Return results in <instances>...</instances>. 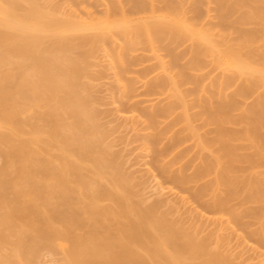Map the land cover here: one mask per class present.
I'll list each match as a JSON object with an SVG mask.
<instances>
[{
    "label": "bare ground",
    "instance_id": "1",
    "mask_svg": "<svg viewBox=\"0 0 264 264\" xmlns=\"http://www.w3.org/2000/svg\"><path fill=\"white\" fill-rule=\"evenodd\" d=\"M183 1L159 0L161 7L156 11L153 0H129V11L111 4L97 21L92 20L94 23L91 20L77 23L50 17L35 5L22 9L19 0H0V126L11 129L9 134L0 133V142L8 147L6 158L19 165L16 174L25 183L17 189L11 182L0 181L1 229L13 228L14 233L21 232L24 236L34 234L51 241H68L71 246L68 254L75 264H193L198 259L197 264H228L207 250L205 239L198 240L193 234L179 230L166 217L154 218L152 207L139 210L133 206V209L124 199L125 192L124 195L114 192L124 175L111 165L110 156L96 137L93 115L79 86L81 61L72 54L73 49L93 44V39L96 44L98 40L92 36L88 40L90 36L87 38L83 32L85 36L80 35L75 42L70 32L105 33L120 29L124 44L127 42L126 49L143 40L150 49L156 43H164L170 65L178 67L177 81L174 76L146 81L150 93L168 86L177 92L173 102L146 113L151 127L157 129L158 118L169 117L177 107L181 110L178 117L147 138L156 157L169 155L185 140L181 130L173 131L175 121L182 122L184 131L196 138L195 146L200 152L209 151L198 154L200 162L193 166L191 174L182 172L191 166L188 163L169 178L181 186L195 183L192 198L210 212L228 211L230 201L238 196L244 203L255 204L256 207L245 209L240 215L232 213V218L238 222L241 216H253L260 222L258 234H264V171L258 172L264 167V0H189L195 15L191 19L186 16ZM204 1L216 6L218 32L214 30L216 27L210 29L199 23L202 17L198 23L194 21ZM230 33L236 36L233 42L231 38V42L228 40ZM183 42L189 43L188 61L179 65L182 58L174 50ZM207 64L219 72L210 80L214 94L211 91L205 101L199 96L201 111L190 116L184 97L176 90L179 85L190 84L192 94L197 93L203 78L198 73ZM161 66L164 67V62ZM145 69L146 77L152 69ZM234 83L236 88L227 95L225 90ZM253 93L256 97L252 103L243 106L241 101ZM28 102L47 107L46 141L40 138L43 131L34 125L29 138H16L23 132L18 117ZM237 109L239 115L233 114ZM197 117L203 120V126L213 127L205 135L197 134L191 125ZM163 140L166 143L157 147ZM40 142L46 146L55 143L60 153L43 158L36 148ZM176 152L170 162L186 151ZM86 160L95 178L85 175L86 168L81 162ZM160 173L169 171L160 168ZM106 175L114 191L101 184L100 179ZM210 175L212 178L205 180ZM71 183L80 189L86 201L78 203V209L69 214L66 207L75 194ZM120 187L123 189V183ZM8 190L13 193L11 199L6 195ZM207 194H213L210 202L203 200ZM25 197L29 200L25 201ZM102 198L111 200L114 206L101 207L98 203ZM44 209L50 215H42ZM82 214L87 215L86 220ZM16 220L20 226L15 224ZM56 220L61 229L54 226ZM111 226L116 233L110 231ZM75 229L82 233H75Z\"/></svg>",
    "mask_w": 264,
    "mask_h": 264
},
{
    "label": "rangeland",
    "instance_id": "2",
    "mask_svg": "<svg viewBox=\"0 0 264 264\" xmlns=\"http://www.w3.org/2000/svg\"><path fill=\"white\" fill-rule=\"evenodd\" d=\"M153 1L155 10L159 11L161 3L159 0ZM19 3L22 9L35 5L50 17L61 18L62 20L70 19L77 23L80 21L87 23L90 20L99 19L107 5L118 4L117 6L120 5L125 11H129L130 5L129 0H19ZM182 3L188 19L194 18L193 16L195 15L192 13L190 1L184 0ZM203 3L207 7L205 5L204 7L206 8L201 6L200 10L201 13L203 9L206 12L199 13V17H196L194 21L198 23L202 17L203 20L199 23L203 22L201 24H204L206 28L211 27L210 29L216 27L214 30L218 32L219 21H217L215 4L213 5L211 2L209 5L205 1ZM240 13L235 14L233 18L238 17ZM203 14L206 15L204 16ZM134 17H138V15H134ZM93 21L91 23H94ZM116 30L113 31L112 29L109 32L104 30L105 33L97 32V30L96 33L91 32L94 30H89V33L87 30L77 31V33L70 32L72 33L70 37L75 42H77L79 37L81 38L80 35L84 37L85 33L87 38L90 36L88 40H92V37H96L98 40H96L95 44L93 39V44L95 45L91 42V44L78 47V50L73 49L72 51L74 52L72 54L77 57L78 61L79 59L81 61L80 66L83 71L82 76L79 78V86L81 94L85 97L87 106L93 115L96 137L100 141L103 150L107 152V156H110L108 158L112 161L111 165L118 167L119 173L124 175L122 176L124 180L120 181L124 185L123 189L120 187L121 183L119 182V186L114 187L116 190L114 191L111 187L112 182H109V178H106L107 175L105 178L103 177L104 179H100L101 184L111 188L118 195H124L125 192L124 199L127 204H131L130 206L133 209L135 207V209L147 210L152 207L155 212L153 213L154 218L159 216L166 217L179 230L193 234L198 240L205 239L207 241V250L218 254L228 264H264V234H258L260 228L259 220L253 216H241L239 221L236 222L232 218V213L240 215L245 209L256 207L255 204L244 203L242 202V197L238 196L230 201L228 211L221 213L210 212L203 209L192 198L191 193L196 185L195 183L191 182L181 186L169 178L172 173L178 174L180 168L188 163L191 166L182 170V172L186 175L191 174L193 166L200 162L198 154H209V151L200 152L195 146L196 138H191L188 132L184 131L182 122L179 123L178 121L176 123L175 121L173 131L181 130L186 137L185 140L169 155L156 157L154 149L148 143L147 138L178 117L181 114V110L177 107L169 117L158 118L157 129L151 127L146 113L173 102L174 95L177 92H174L168 86L169 89L166 87L161 91L150 93L147 91L148 85L146 81L149 82L154 77L160 76H174L177 81L179 78L175 76H177L178 67L173 68L170 65L169 55L163 49L164 43H156L150 49V45L143 40L142 42H136L137 44L132 43L126 49L127 42L124 44L125 39L123 38L125 37L123 32L120 29ZM83 32L85 33L82 34ZM230 34L231 36L228 34L230 36L228 40L231 38L233 42L236 36L234 33ZM132 45L133 47H131ZM188 47V42H183L182 45L176 46L174 52L180 54L181 56L179 57L182 58L178 62L179 65H183L188 61ZM162 62H164V67L161 66ZM149 67L152 70L150 69V73L145 77L146 74L144 75L143 69ZM218 73V70L207 64L202 72L198 73L200 76L202 75L203 83L201 82V86L195 94H192L193 86L190 84L178 86L176 91L184 97V101L188 105V115H197L201 111L199 96L201 100L205 101L211 91L214 94L213 90L215 89L210 86V80L215 78ZM202 88L206 93H201L203 91ZM235 88L236 83L225 90L226 94L230 95ZM255 97L256 93L243 99L244 101H241L243 106L251 104ZM28 103L26 110L18 117L23 132L17 135L16 138H29L34 125L43 131L40 138L42 141H46L48 138L45 133L47 129L45 122L47 107L43 103ZM238 110L240 109H237L233 114L239 115L240 111ZM191 125L197 130V134L201 135H205L207 131L213 128L212 126H203V120L199 117L194 118ZM238 127L240 128V126L236 128ZM0 133L9 134L11 129L0 126ZM210 135L212 136V134ZM210 135L208 136L207 134V137H210ZM164 143H166V140L160 142L157 147H162ZM36 148L43 158H50L60 153L55 143H50L46 146L40 142L36 145ZM6 150H8V147L5 143L0 142V181L11 182L17 189L21 188L25 186V183L23 179L17 177L16 173L19 165L6 158ZM180 150H185L186 152L179 159L170 162L174 159L176 151ZM81 165L86 168L85 175L87 177L95 178L92 175L89 161H83ZM160 168H166L169 173L161 174ZM262 171H264V167L258 169V172ZM210 178H212L211 175L206 177L205 180ZM37 179L38 177H36V181ZM71 186L74 188L75 194H73L72 201L66 207L69 214L78 209V203L86 201L80 189L74 183H71ZM6 195L10 199L13 198L11 190H8ZM212 198L213 194H207L203 200L210 202ZM24 200L28 201L29 198L25 197ZM98 204L103 208L114 206L113 202L107 198L100 199ZM42 212L44 216L50 215L47 209ZM81 217L84 220L87 219V215L82 214ZM119 220L123 219L119 218ZM15 224L20 226L21 223L16 220ZM54 226L57 229L62 228V225L57 220L54 222ZM3 228H0V264H9V261H12V264H75L70 260L71 258L68 254L71 249L68 241L56 239L51 241V239L39 238L33 234L34 238L33 235L32 237H29L28 234L24 236L20 231L19 234L18 232L14 233L16 231L13 228ZM110 229L113 233L117 232L114 226H111ZM75 233L80 234L82 230L75 229ZM20 234L22 235L21 238ZM30 243H34L33 248ZM140 252L143 256L145 255L142 251ZM147 260L150 262L148 258ZM197 262H199V259L192 263L197 264Z\"/></svg>",
    "mask_w": 264,
    "mask_h": 264
}]
</instances>
